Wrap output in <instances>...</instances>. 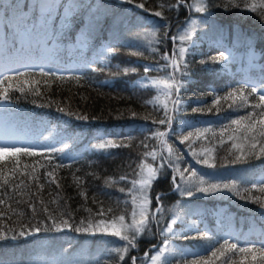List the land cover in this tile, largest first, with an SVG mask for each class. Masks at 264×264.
I'll return each mask as SVG.
<instances>
[{
  "label": "trees",
  "instance_id": "trees-1",
  "mask_svg": "<svg viewBox=\"0 0 264 264\" xmlns=\"http://www.w3.org/2000/svg\"><path fill=\"white\" fill-rule=\"evenodd\" d=\"M137 2H143L144 9L121 0H0V12L5 5L13 3L26 5L24 10L30 15L32 5L46 4L51 12L47 22L38 23L30 34L17 33L15 36L12 21L0 17V79L13 77L10 83L14 85L23 80L40 82L34 85L40 89L38 95L30 92L21 95L9 90L10 99L0 104V125L6 131H12L16 141L22 143L13 146L29 147L43 154L20 157L15 181H25L27 187L23 190L26 194L23 197L16 195L10 202L13 208L23 211L24 216L18 217L10 212L0 216V228L17 231L22 226L43 228V224H37L38 220L50 226L51 221L46 220L45 214L40 211L39 198L50 210L57 207L49 203L56 198L62 211L71 212L70 223L74 227L82 219L87 221L90 215L93 220H107L110 215L130 210V181L143 154L154 148L159 152V141L153 139L152 134L160 129L168 133V143L176 151L171 167L168 166L166 151L163 161L159 156L155 161L147 158L153 166L161 162L165 165L149 191L151 209L154 211L162 206L163 214L156 213L159 223H153L151 232L146 231L140 236L138 247L131 249L129 256L136 257V264H151L145 254L153 256L170 237V234L162 235V230L171 224L177 203L184 208L185 215L173 225L176 236L170 237V249H175L177 254H172L170 250L166 255L170 264H187L207 254L205 249L209 246L218 247L225 239L240 246L264 247V209L247 198L260 194L255 189L250 194L243 192V188H252L253 184L264 180V158L249 157L247 161H237L234 159L235 152H229L231 141L227 137L232 134L231 129L224 131L223 137L220 136L221 130L232 120L247 115L251 109L238 108L237 105L229 108L231 101L221 100L220 105L214 103L215 98L241 86L259 89L264 80V19L244 7L233 6L234 3L243 4L244 0H232V3L229 0H207L209 10L206 13L189 11L184 4L171 8L177 0ZM186 2L191 3V0ZM70 4L83 7L69 10L66 16ZM161 4L165 5L163 9ZM156 11H162L163 17L154 16ZM36 16H39L38 10ZM191 19H198L203 25L219 30L224 34L223 40L213 42L206 36L210 35L208 30L202 36L199 30L196 31L198 44L189 48L185 58L188 75L179 76L185 86L180 89L176 111L171 113V127L154 124L153 120L164 119V111L160 105L147 101L154 99L158 90L142 87L141 83L167 75L170 69L163 68L165 61L161 57L178 50L179 42H173L171 37L176 36ZM210 31L214 32L213 29ZM153 32L158 34L161 42L154 41L149 45L150 35L144 37ZM153 48L157 51H152ZM133 52H142L143 55L135 56L131 54ZM221 52L229 59L211 63L210 57H219ZM201 60H209V63L202 64ZM145 66L154 70L145 74ZM125 68H136L137 71L125 74ZM41 71L48 75H41ZM176 98L173 96V99ZM252 102L255 98L250 97ZM197 108L202 111H195ZM79 116H87L88 119H78ZM235 127L232 125V128ZM205 128L212 131L205 134L206 138L197 139L196 131ZM189 132L193 136L181 143ZM84 133L80 140H73ZM102 138L130 146L106 150L93 148L92 145ZM37 141L56 145L65 141L68 147L62 153L53 149L40 151L30 144ZM144 144L148 147L145 148ZM205 147L215 149V159L211 161L215 167L194 163L196 158L200 161L206 159V156L199 155L201 148ZM193 152L198 155L194 157ZM177 155L178 160L175 159ZM11 161L12 158L7 157L5 163L10 167ZM25 164L37 169L39 183L44 184L42 191L37 189L35 181L20 175L25 170ZM57 164L61 167L56 168L54 175L60 188L48 183L50 178L45 175L49 167ZM177 165L181 171L194 170L201 176L221 177L226 183L234 180L240 185L239 195L232 191L218 197L193 195L187 198L179 193L172 181L175 175L176 182H179V175L173 171ZM31 170V167L27 169ZM189 172L185 175H190ZM121 176L127 179L120 180ZM74 177L80 178L79 185L74 182ZM109 178L116 183L108 186L106 181ZM121 187L125 188L124 192L119 191ZM81 191L86 193L87 199L80 195ZM8 192L12 194L11 189ZM29 194L31 200L36 201L35 218L28 207ZM17 199L25 202L18 205L15 202ZM100 208L105 209L104 217L96 215ZM108 208L113 209L112 213L107 212ZM86 209H91V213ZM0 210H6L5 206L0 205ZM64 218L69 217L66 215ZM204 232L212 237L211 241L191 238ZM45 241H49L46 244L50 245L65 243L69 252L97 248L110 250L124 244L115 237L99 233L93 236L67 228L61 232L42 230L26 239L0 242V264L37 263L28 256L34 245ZM179 253H183V257ZM241 255L237 254L238 264ZM26 256L29 261L24 263L22 261ZM94 264H115V254L104 252ZM124 264H131L128 257H125ZM247 264H253L250 258ZM255 264H259V257Z\"/></svg>",
  "mask_w": 264,
  "mask_h": 264
},
{
  "label": "snow or ice",
  "instance_id": "snow-or-ice-1",
  "mask_svg": "<svg viewBox=\"0 0 264 264\" xmlns=\"http://www.w3.org/2000/svg\"><path fill=\"white\" fill-rule=\"evenodd\" d=\"M123 3L127 4H135V7L144 9L143 2H137V0H121ZM229 3H232V0H229ZM181 4H184L189 11H195L196 13H206L209 10V5L207 0H191V3H187L186 0H177L176 4L171 5V8H179ZM234 7H244L247 10L257 13L264 19V0H244L243 4L234 3ZM26 5H17L15 3L5 5L2 12H0V17L5 20H11L14 36L19 33L21 34H30L33 32L39 24H44L47 22V17L51 15L49 11V6L46 4L32 5L31 15L29 12L25 11ZM75 7H83V5H74L70 4L68 9L66 10V16L68 11ZM161 9L165 7L164 4L160 5ZM37 10L39 11V16H36ZM147 11V9H145ZM154 16L163 17L162 11H156L153 13ZM31 21V23H29ZM199 24L198 20H191L190 24L182 31L179 32L176 36H172L171 39L173 42L179 41L178 50H174L171 55L164 54L161 59L165 61L163 68L170 69L167 75L163 78H153L149 80H145L141 83L142 87H152L158 90V94L154 97V99L147 101V103L153 105H160L164 111V119H160L159 121L153 120L152 123H159L161 125H166L167 127H171L172 116L171 113L176 111V106L179 104V92L182 87H184V82L179 79V76H187V62L186 56L189 52V47L193 44V34L195 33L197 26ZM150 35V39H148L149 45H151L154 41L156 43L161 42V38L157 33L153 32L151 34H145V38H148ZM165 35H167L165 33ZM13 42V47H14ZM152 51H157V49L153 48ZM135 56H142V52H133L131 53ZM231 55V53H229ZM229 59L228 55H225L223 52L220 53L219 57H210L211 63H222ZM202 64L209 63V60H201ZM154 69L150 66H145L143 71L145 74L153 71ZM124 73L135 72L136 68H125L123 69ZM20 75H25L21 73ZM41 75H48L41 71ZM13 80V77L5 76L3 79H0V104L8 101L9 90H14L19 92L21 95H24L26 92H30L34 95H38L40 93V89L38 87H34V85L39 84V81H28L23 80L20 81L18 85H14L10 83ZM173 96H176V99H173ZM250 97L255 98V102L250 103ZM221 100L231 101L228 104L229 108H232L233 105H237L238 108L249 107L251 110L247 113V115L241 116L239 119H235L231 121V124L228 125L225 129H222L220 132V136L223 137L224 131L231 129V135L227 137L229 141H231L229 152L230 154L234 151L235 156L234 159L237 161L244 160L247 161L249 157H253L255 159L264 158V80L261 81L259 89L257 87H251L250 89L244 86L236 88L233 91L227 93V95L223 97L215 98V105H220ZM171 104V107L169 105ZM256 109L260 111L257 112ZM63 111V109H60ZM195 111H202V109H195ZM211 111V108H209ZM78 119H88L87 116H79ZM232 125H235V128H232ZM212 131L211 129H198L196 131L197 139L201 137H205L207 132ZM168 133L166 131H161L160 129H156L152 138L159 141V152L154 148L143 154V158L137 164V170L134 173V178L131 179V188L128 189V195L131 200V208L125 213L110 215L107 220L99 219L93 220L90 215L85 220H80L78 226H73L70 223V219H72L71 212H66L61 210V206L59 205V201L56 198H53L49 203L56 204L57 207L53 210H50L48 205L45 204L42 198H39L40 211L45 214L46 220L51 221V225L44 221H37V224H43V228L36 227H27L22 226L19 231L13 228L3 229L0 228V242L7 241H17L21 238L26 239L28 236L39 233L40 231H52L55 230L57 232L64 231L65 228L76 231L83 232L90 235L102 234L106 236H112L117 238L119 241H123L124 244L114 247L110 249V254H115V264H124L125 257H128L131 261V264H136V257L129 256L131 249L137 248V240L140 236L144 235L145 232H151V226L153 223L158 224L159 220L156 213L163 214V207H156L153 211L151 209V200L149 199V191L152 188L153 182L158 179L161 172L160 170L164 168V163H159L157 166H153L152 163L147 162V158L151 157L153 161L157 160L158 156L161 161L164 160L163 153L166 151L169 159V167L172 166L171 160L173 158L174 150L172 145L168 143L167 140ZM193 136L192 132H189L187 136H184L181 140V143L188 141ZM223 143V139L220 141ZM129 144H125L123 142L118 143L113 139H100L99 142L92 145L93 148L98 150H106L109 148H117V147H128ZM68 145L65 144L63 148L53 149L54 152H63ZM144 147L147 148L148 145L144 144ZM214 148H201L199 155L206 156V159L203 161L197 160V163H205L209 167H215V164L211 161L215 159L214 157ZM193 156H197L196 152L192 153ZM37 155H43L42 153H38L35 150L29 147H18V146H0V205H4L6 210H0V216L7 215V213H11L12 215L22 217L24 216L23 211H19L16 208H13L12 201L16 195L25 196V189L27 185L24 180L19 182L15 181V174L17 169L20 166V157H33ZM11 157V166L9 167L8 163H5L6 158ZM175 159H179V156H175ZM36 163H39L37 161ZM31 167V171H27V169ZM61 167V165L57 164L53 167H49L46 170L45 175L50 178L48 183L55 184L57 188H60L59 182H57L54 172L56 168ZM66 167V165H65ZM7 169V171H6ZM24 171L20 172V175L26 176L28 180L35 181L36 187L38 190L42 191L44 188V184L39 183L40 176L36 174L37 169L34 166L29 164L24 165ZM173 171L179 175L180 182L183 183L184 188H181V184L176 182V176L173 175L172 181L175 185V188L181 192V195H193V188L195 191L201 193H212L221 190L234 191L237 195H239L240 185L236 182H232L231 184H210L206 181L203 176L199 175L196 171H191L190 175H185L187 169L181 171L179 166L173 168ZM195 178V179H194ZM74 182L79 185L81 180L79 177H74ZM127 179L126 176H121L120 180ZM108 186L115 184L116 181L109 178L106 181ZM11 189V193L9 194L8 190ZM255 189L260 195L251 196L249 195L247 198L254 204H258L260 208L264 209V180H261L259 184H253L252 188H243V192L251 193L252 190ZM119 191L124 192L125 188L121 187ZM38 195V193H37ZM80 195L84 196L87 199V195L84 191L80 192ZM4 197H7L5 199ZM244 199L245 197H241ZM157 201H159L160 197H156ZM16 204L24 203L23 200H16ZM125 204H128V201H125ZM28 207L32 210L33 218L36 217L37 207L36 201L31 200V194H29V202ZM89 213H91V209H86ZM113 209L108 208L107 212L112 213ZM105 209L100 208L96 213L99 217L105 216ZM68 216V219H65V216ZM11 219V216H8ZM179 219V214L177 213L176 217L172 219L171 224L166 227V229L162 230V235L170 234V237L176 236V232L173 229V225L176 224V220ZM170 237L165 239L163 242V246L158 250V252L151 257L145 254V258L151 261V264H170V262L166 259V255L169 254L170 250L172 254H177L175 249H170ZM192 239H201L205 241H211L212 237L208 235L207 232L195 237H191ZM207 254L199 256L197 259H193L187 264H238L237 254H243L240 256L239 264H247L249 258L255 264L257 261V257H259V264H264V247H256L255 245H246L240 246L237 243L230 242L228 239H225L222 244L218 247L209 246L205 249ZM181 257H183V253H179Z\"/></svg>",
  "mask_w": 264,
  "mask_h": 264
},
{
  "label": "rangeland",
  "instance_id": "rangeland-1",
  "mask_svg": "<svg viewBox=\"0 0 264 264\" xmlns=\"http://www.w3.org/2000/svg\"><path fill=\"white\" fill-rule=\"evenodd\" d=\"M191 20H193V19H191ZM191 20L188 22V24H186L184 26V28L182 30H180V32H182L190 24ZM195 20H198V19H195ZM198 21H199V24L197 26L196 31L197 30L200 31L199 32L200 36H202V34H204V31L208 30L207 32L210 35H206L207 38L213 40V42H222L223 36H224L223 33H219L218 32L219 30H216L213 27L203 25L200 20H198ZM212 29L214 30V32L210 31ZM196 31L193 34V38H192L193 44L191 47H189L190 49L194 45L198 44L197 41L195 40ZM179 46H180V44L178 45L177 49L179 48ZM253 64H254V62H253ZM82 136H85V133L82 135H79V136H75V138L73 140L74 141L80 140L82 138ZM65 143H66L65 141H62L61 143L56 145L55 143L50 144L49 142L37 141L35 143H30V144L32 145V147L34 149L44 151L45 149H54L55 147L63 148ZM0 144H2L0 146H13V145H21L22 143L16 141V136L12 131H6L0 125ZM196 162H197V158L194 159V163H196ZM188 172H185V174H187ZM189 173H191V172H189ZM203 178L206 181H208V183H210V184L224 185V184H231L232 182H234V180H231L230 183H226L225 180H223V178L216 177V176L215 177L214 176H203ZM240 178L243 179L242 177H240ZM178 183L181 184V188H184V185L182 182H180V180ZM229 192H232V191L221 190V191L205 194V193L195 191V189L193 188V195H197V196L200 195V196H207V197L208 196L218 197V196H222V195H227ZM179 193L181 194L180 191H179ZM148 195H149V193H148ZM193 195H191V196H193ZM185 197L189 198L188 195H186ZM177 213L179 214V219L185 215L184 208L182 206H179L178 203L176 204V206L174 208V218L176 217ZM232 232L233 231L229 232L227 235H230V233H232ZM38 243H43V244L34 245L31 249V254L28 256V259H32L34 262H37V263L33 262L34 264H94L97 262L98 257L100 255H102L104 252L109 251V249L97 248L94 250L81 249V250H75V251L69 252V251H66L67 245L65 243H60L58 245L46 244V243H49V241L38 242ZM119 243H124V242L119 241ZM110 249H112V248H110ZM155 254H153V256ZM18 259L21 260L20 256H18ZM28 259L26 256L25 260L22 262L26 263L29 261Z\"/></svg>",
  "mask_w": 264,
  "mask_h": 264
}]
</instances>
